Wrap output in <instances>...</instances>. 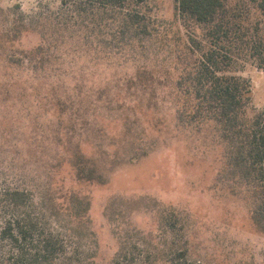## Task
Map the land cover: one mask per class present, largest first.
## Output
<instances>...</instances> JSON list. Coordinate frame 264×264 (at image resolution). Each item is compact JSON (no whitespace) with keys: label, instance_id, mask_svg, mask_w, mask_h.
<instances>
[{"label":"rangeland","instance_id":"obj_1","mask_svg":"<svg viewBox=\"0 0 264 264\" xmlns=\"http://www.w3.org/2000/svg\"><path fill=\"white\" fill-rule=\"evenodd\" d=\"M224 3L263 42L227 72L250 81L254 119L264 16L251 0ZM127 8L110 17L92 0H0V188L31 192L71 264H264L259 184L214 121L179 112L176 82L200 54L191 38L206 47L207 31L177 0ZM126 12L144 26L123 29ZM141 71L162 82L151 106Z\"/></svg>","mask_w":264,"mask_h":264},{"label":"trees","instance_id":"obj_2","mask_svg":"<svg viewBox=\"0 0 264 264\" xmlns=\"http://www.w3.org/2000/svg\"><path fill=\"white\" fill-rule=\"evenodd\" d=\"M264 16V0H251ZM104 15H113L128 9L129 0H92ZM178 10L207 31L210 45L203 46L191 38L199 50V56L176 82L183 106L180 115L191 120H212L221 129L222 137L231 147L234 166L252 177L264 196V110L254 119L247 118V109L252 102L249 80L227 74L245 50L251 55H261L262 41L253 40L243 31L237 16L229 14L224 0H177ZM129 11V10H126ZM102 15V14H101ZM123 29L143 27L141 15L126 12ZM104 18V17H103ZM191 44V43H190ZM189 50L196 52L194 46ZM189 48V47H188ZM195 56V55H194ZM146 75H148L146 77ZM140 84L153 93L156 80L152 72L137 75ZM134 81L132 82V84ZM178 93V94H179ZM264 201V198H263ZM64 237L50 229L28 190L0 188V264H71ZM174 264H191L175 260ZM202 264V263H198Z\"/></svg>","mask_w":264,"mask_h":264}]
</instances>
